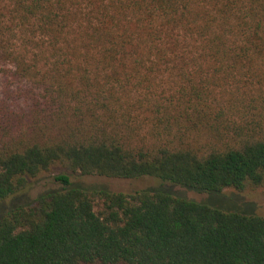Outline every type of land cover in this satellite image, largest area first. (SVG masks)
Listing matches in <instances>:
<instances>
[{"label": "trees", "instance_id": "obj_1", "mask_svg": "<svg viewBox=\"0 0 264 264\" xmlns=\"http://www.w3.org/2000/svg\"><path fill=\"white\" fill-rule=\"evenodd\" d=\"M56 170L0 264H264L262 214L69 176L264 188V0H0V202Z\"/></svg>", "mask_w": 264, "mask_h": 264}, {"label": "rangeland", "instance_id": "obj_2", "mask_svg": "<svg viewBox=\"0 0 264 264\" xmlns=\"http://www.w3.org/2000/svg\"><path fill=\"white\" fill-rule=\"evenodd\" d=\"M171 86V85H170ZM168 79L156 83L158 90L170 87ZM63 171L56 170L53 174L33 181L27 189L19 194L0 202V216L12 207L32 204L39 196L61 187L55 175ZM74 186L85 188H106L114 192H133L143 189H166L175 194L200 202H207L229 210H240L264 215V188L238 192L227 189L221 192H205L195 189L170 185L151 176L141 178H114L101 175H85L80 172L69 173Z\"/></svg>", "mask_w": 264, "mask_h": 264}]
</instances>
